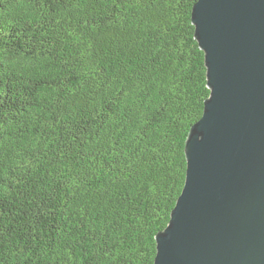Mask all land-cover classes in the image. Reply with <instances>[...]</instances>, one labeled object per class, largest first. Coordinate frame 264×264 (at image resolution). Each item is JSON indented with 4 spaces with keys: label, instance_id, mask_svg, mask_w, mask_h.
<instances>
[{
    "label": "trees",
    "instance_id": "16d2710c",
    "mask_svg": "<svg viewBox=\"0 0 264 264\" xmlns=\"http://www.w3.org/2000/svg\"><path fill=\"white\" fill-rule=\"evenodd\" d=\"M197 0H0V264H155L202 117Z\"/></svg>",
    "mask_w": 264,
    "mask_h": 264
},
{
    "label": "water",
    "instance_id": "95a60500",
    "mask_svg": "<svg viewBox=\"0 0 264 264\" xmlns=\"http://www.w3.org/2000/svg\"><path fill=\"white\" fill-rule=\"evenodd\" d=\"M192 22L211 94L155 264H264V0H197Z\"/></svg>",
    "mask_w": 264,
    "mask_h": 264
}]
</instances>
